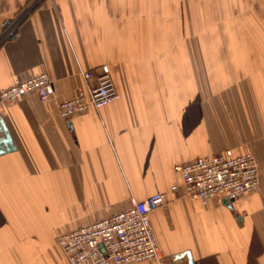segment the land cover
<instances>
[{
  "label": "crops",
  "instance_id": "0c3cea01",
  "mask_svg": "<svg viewBox=\"0 0 264 264\" xmlns=\"http://www.w3.org/2000/svg\"><path fill=\"white\" fill-rule=\"evenodd\" d=\"M28 1L0 0V21ZM101 65L118 99L59 118L56 101L95 83L79 69ZM41 72L51 100L0 104L15 148L0 154V264H67L57 235L156 192L171 198L149 214L163 264H264V0H40L0 45V90ZM226 149L253 154L256 190L173 199L175 165Z\"/></svg>",
  "mask_w": 264,
  "mask_h": 264
},
{
  "label": "built area",
  "instance_id": "2783aa9c",
  "mask_svg": "<svg viewBox=\"0 0 264 264\" xmlns=\"http://www.w3.org/2000/svg\"><path fill=\"white\" fill-rule=\"evenodd\" d=\"M37 3L38 0L27 2L0 21V45L17 37L20 24ZM110 73L106 65H101L96 73L79 69L84 82L94 79L95 83L80 87L69 99L56 101L57 116L70 120L88 109L95 111L117 100L119 95ZM29 96H35L41 103L53 98L52 81L46 73L14 79L0 90V104H12ZM256 162L251 152L235 154L231 149L197 157L191 163L173 167L180 178L168 189L179 191V196L173 199L185 197L202 206L216 197L230 201L258 188ZM170 200L166 192H156L139 201L131 198L126 208L60 233L55 244L67 264H130L149 260L163 264L149 214L166 206Z\"/></svg>",
  "mask_w": 264,
  "mask_h": 264
},
{
  "label": "water",
  "instance_id": "95a60500",
  "mask_svg": "<svg viewBox=\"0 0 264 264\" xmlns=\"http://www.w3.org/2000/svg\"><path fill=\"white\" fill-rule=\"evenodd\" d=\"M6 127L4 126V124L2 123L1 119H0V154H4L6 152H10L12 150H14V146L12 143V140L8 134V131H6ZM224 202H226V204L228 203L226 200H224ZM182 257L186 258L185 264H192L191 261V257L187 252H183V253H179V254H175L174 256L171 257V262H174V260L180 259Z\"/></svg>",
  "mask_w": 264,
  "mask_h": 264
},
{
  "label": "rangeland",
  "instance_id": "374dc122",
  "mask_svg": "<svg viewBox=\"0 0 264 264\" xmlns=\"http://www.w3.org/2000/svg\"><path fill=\"white\" fill-rule=\"evenodd\" d=\"M30 1H32V0H29L28 2H30ZM40 0H38V2H39ZM226 23H224V25H225ZM230 25H231V22H230ZM228 27H230V26H228Z\"/></svg>",
  "mask_w": 264,
  "mask_h": 264
}]
</instances>
